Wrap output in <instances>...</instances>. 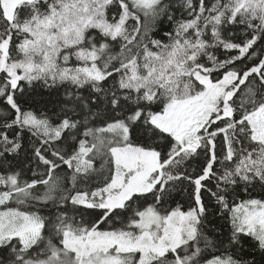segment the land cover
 <instances>
[{"label":"snow or ice","instance_id":"1","mask_svg":"<svg viewBox=\"0 0 264 264\" xmlns=\"http://www.w3.org/2000/svg\"><path fill=\"white\" fill-rule=\"evenodd\" d=\"M0 264H264V0H0Z\"/></svg>","mask_w":264,"mask_h":264}]
</instances>
